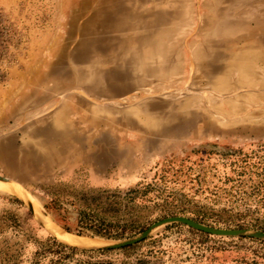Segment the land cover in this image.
Masks as SVG:
<instances>
[{"label":"rangeland","instance_id":"1","mask_svg":"<svg viewBox=\"0 0 264 264\" xmlns=\"http://www.w3.org/2000/svg\"><path fill=\"white\" fill-rule=\"evenodd\" d=\"M0 177V264H264L180 223L96 247L264 232V0H0Z\"/></svg>","mask_w":264,"mask_h":264},{"label":"water","instance_id":"2","mask_svg":"<svg viewBox=\"0 0 264 264\" xmlns=\"http://www.w3.org/2000/svg\"><path fill=\"white\" fill-rule=\"evenodd\" d=\"M0 179H5L0 177ZM27 207L29 211L32 214H35V210L32 207L31 203H27ZM171 223H180L183 225H186L189 228H192L196 231L211 235V236H220V237H250V238H255V239H263L264 240V232L261 231H248L245 229H226V228H215V227H210L203 225L201 223H198L194 220H191L189 218L183 217V216H173V217H168L164 218L161 220H158L151 224L146 230L141 232L135 237L125 239V240H119L113 243H108L106 245L102 246H96L99 250H118L122 248H126L135 244L140 243L141 241H144L147 239L151 232L161 226L171 224Z\"/></svg>","mask_w":264,"mask_h":264},{"label":"trees","instance_id":"3","mask_svg":"<svg viewBox=\"0 0 264 264\" xmlns=\"http://www.w3.org/2000/svg\"><path fill=\"white\" fill-rule=\"evenodd\" d=\"M135 191V190H133ZM134 199V198H132ZM242 199V198H241ZM45 208L49 209L48 206H44ZM80 220H79V229L77 230V234L78 235H81V234H84L88 231V233H90L92 236H98V237H101V238H105V239H119V238H122L123 235H124V232L121 231H117V230H114L113 228H110V226H106V227H102V226H87V224H83V218H85V211H81L80 213ZM64 221V220H62ZM61 227L63 229H67L65 225H61ZM201 235H204L203 233H200ZM250 240H253V239H250ZM260 243H264V241H261L259 240ZM62 247V246H61ZM64 248H66V246H63ZM68 247V246H67ZM130 247V246H129ZM70 250H73V248H68Z\"/></svg>","mask_w":264,"mask_h":264},{"label":"bare ground","instance_id":"4","mask_svg":"<svg viewBox=\"0 0 264 264\" xmlns=\"http://www.w3.org/2000/svg\"><path fill=\"white\" fill-rule=\"evenodd\" d=\"M3 179H0V190H5V191H12L16 189V185L10 182H4L2 181ZM47 227L50 229V226L47 224ZM60 239L69 245L72 246H78V247H83V246H87L89 244H101L103 242H99L96 240H88L82 237H78L69 233H60L59 234ZM57 238V237H56ZM58 239V238H57ZM108 243H104L102 245H106ZM99 245V246H102Z\"/></svg>","mask_w":264,"mask_h":264}]
</instances>
